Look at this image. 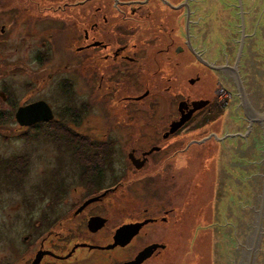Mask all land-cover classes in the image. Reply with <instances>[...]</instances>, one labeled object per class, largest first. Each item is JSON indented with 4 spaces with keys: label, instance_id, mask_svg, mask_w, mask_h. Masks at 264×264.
<instances>
[{
    "label": "flooded vegetation",
    "instance_id": "flooded-vegetation-1",
    "mask_svg": "<svg viewBox=\"0 0 264 264\" xmlns=\"http://www.w3.org/2000/svg\"><path fill=\"white\" fill-rule=\"evenodd\" d=\"M199 2L66 0L49 6L50 13L46 17L38 15L35 4L32 7L21 4L25 13L32 17L33 32L40 27L39 22L43 23L40 31H47L51 41L50 48L44 41L35 50L43 49L37 51L36 59L41 58L40 64L49 60L51 51H57L60 40L64 43L60 49L66 56L64 68L81 74L86 93L81 113L76 112L72 104H67L66 113L57 114L49 105L52 120L21 127H36L41 132L43 124L66 118L70 142L81 144L83 148H64L69 153L67 161L54 162L50 177L42 178L40 186L35 183V192L31 196H22L18 204L22 209L16 206L12 212L2 214L0 264H150L167 250V227L175 209L165 203L140 205L133 195L137 192L132 191L134 188L142 190L149 181L157 184L155 179L170 165L169 149L156 144L138 148L132 146V141H127L130 147L124 148L127 160H123L122 148H114L118 142L111 137L122 133L130 136L129 139L136 134L138 104L149 99L147 107L150 108L153 95L159 94L152 88L159 90L160 82L165 83L162 89L168 93L170 77L160 73L167 72L170 64L173 68L184 67L183 56L187 52L195 58L199 72L209 69L217 76L216 83L227 78L234 83L232 74L226 75L219 68L232 64V59L229 56L218 59L215 51L198 46V40L205 38L200 32L202 16L196 13ZM238 4L245 21V5L242 0H237L239 20ZM238 34L241 35L240 27ZM59 35L63 39H59ZM199 80V75L188 79L191 84ZM139 88L143 89L139 92ZM73 89L74 82L69 77L67 93H72ZM95 91L101 119L97 120V126L94 125L96 133H89L93 127L90 110ZM8 97L9 92L0 91V99L6 102ZM204 100L208 102L202 104ZM181 101H185L182 111L179 110ZM193 104L197 109L188 114ZM118 105H122L121 111ZM211 105L214 106L210 99L203 97L180 99L176 115L171 119L169 114L160 118L167 121L162 137L168 139L176 134L196 113ZM108 107L115 111L113 115H106ZM187 115L190 117L181 127L164 136L173 121ZM151 116L148 114L145 122ZM79 126L85 128L88 136L99 137L98 140L92 141L83 131H78ZM146 132L149 134L148 130ZM92 142L97 143L98 148H89ZM153 147L159 148L149 152ZM24 179L19 177L17 181L21 185ZM151 196L155 197L153 193ZM37 206L40 208L36 209ZM210 225H205L203 230ZM250 234L251 230L246 237L248 246ZM247 254L246 251V258Z\"/></svg>",
    "mask_w": 264,
    "mask_h": 264
},
{
    "label": "rangeland",
    "instance_id": "rangeland-1",
    "mask_svg": "<svg viewBox=\"0 0 264 264\" xmlns=\"http://www.w3.org/2000/svg\"><path fill=\"white\" fill-rule=\"evenodd\" d=\"M64 1L66 0H0V91L9 92L6 102L0 99V225L3 222L2 214L6 211L12 212L16 206L22 209L18 205L22 196H31V193L35 192L33 185L39 183L40 186L42 178L50 177L54 162H66L69 153L64 148H71L66 147L64 140H55L57 137L63 139L62 132L52 130L49 124H43L41 132L36 130V127L19 126L13 115L16 107L39 98L45 100L57 114L66 113L64 110L70 104L76 112H82L81 107L86 95L83 79L81 74L64 68L66 56L60 49L64 43L58 40L60 44L57 51H51L50 59L41 61L40 64L41 58L36 59L37 51L40 50H35L44 41L50 48L49 34L47 31H40L43 29V23L40 22V27H36L33 32L30 23L32 17L24 11V6L32 7L35 4L38 15L46 17L50 13L49 6L62 4ZM199 1L200 6H197L196 13L202 16L200 32L205 38L198 40V46L215 51L220 59L213 14L215 0ZM36 12L34 13L37 14ZM198 24L199 22L196 26ZM59 36V39H63L62 35ZM42 50L41 48L40 52ZM183 59L184 67L173 68L170 64L167 72L160 73L170 77L168 93L162 89L165 83L160 82L157 88L159 90L152 88L154 93L157 91L159 94L153 95L154 102L150 108L147 107L149 99L138 104L136 134L129 139L127 137L130 136L126 137L122 133L111 137L118 142L116 145L114 143V148H122L123 160H127L124 151L130 147L127 141H132V146L138 148H150L152 144H156L169 149L170 165L161 177L155 179L157 184L149 181L142 190L134 188L132 191L137 192L133 195L140 205L165 203L175 209L167 227L168 248L161 257L153 259L150 264H213L211 227L216 162L231 96L227 94V99L217 105L219 96L214 95V90L216 93L221 86L216 83L218 78L215 73L209 69H200L199 72L195 58L188 52L184 54ZM196 75H199L200 80L194 84L189 83L188 79ZM69 77L74 82L72 93H67L66 90ZM142 89L139 88V92ZM96 95L95 91L92 98L95 101H92L90 110L93 127L89 133H96L97 120L101 119V107ZM186 97L208 98L214 106L196 113L180 131L168 139L163 138L161 134L167 121L160 118L169 114L171 119L176 115L177 102ZM117 107L120 111L123 109L122 105ZM114 112L111 107L106 109L108 116ZM148 114L152 116L145 122ZM211 116L215 118L209 120ZM79 122L82 123L81 120ZM144 122L145 125H142ZM57 123L67 128L68 120L60 118ZM79 127L77 130L87 135L85 128ZM50 131L56 134H49ZM88 137L92 141L99 138ZM149 171L150 168L146 170ZM19 177L25 178L21 185L17 181ZM135 186L139 187V184ZM155 187L158 190H155ZM151 193L155 197H152ZM34 198L36 199L35 195ZM208 223H211L210 227L203 230Z\"/></svg>",
    "mask_w": 264,
    "mask_h": 264
},
{
    "label": "water",
    "instance_id": "water-1",
    "mask_svg": "<svg viewBox=\"0 0 264 264\" xmlns=\"http://www.w3.org/2000/svg\"><path fill=\"white\" fill-rule=\"evenodd\" d=\"M242 2L245 21L238 4L239 20L237 0L213 3L219 58L229 56L233 61L219 68L226 75L232 74L235 83L230 78L223 81L232 95L216 162L213 264H264V0ZM184 103H179L180 111ZM196 109L193 104L188 114ZM189 117L173 121L164 136L175 132ZM14 118L19 126H31L52 120L53 112L45 100H37L19 106ZM249 230L250 246L246 245Z\"/></svg>",
    "mask_w": 264,
    "mask_h": 264
},
{
    "label": "trees",
    "instance_id": "trees-1",
    "mask_svg": "<svg viewBox=\"0 0 264 264\" xmlns=\"http://www.w3.org/2000/svg\"><path fill=\"white\" fill-rule=\"evenodd\" d=\"M1 114V113H0ZM215 118V116H211V117H209V120H212V119H214ZM49 123V125L51 126V128H53L52 130H55L56 132L58 131H61L62 132V138L63 139H61V138H59V137H57V139H55V140H64V144L66 145V147L67 146H70L71 148H83V146L81 145V144H72L71 142H70V139H69V135H68V133H67V129L66 128H64V126H62L61 124L60 125H57V123H53V122H48ZM65 129V130H64ZM46 130V129H45ZM51 132V131H50ZM49 132V134H56V132H51L50 133ZM59 141V142H60ZM97 143H94V142H92L91 143V146H89V148H98L97 147ZM26 168V167H25Z\"/></svg>",
    "mask_w": 264,
    "mask_h": 264
},
{
    "label": "bare ground",
    "instance_id": "bare-ground-1",
    "mask_svg": "<svg viewBox=\"0 0 264 264\" xmlns=\"http://www.w3.org/2000/svg\"><path fill=\"white\" fill-rule=\"evenodd\" d=\"M227 94H228V91L225 90V89H221L219 88L218 89V100L216 101V104L218 105L220 101H224L225 99H227Z\"/></svg>",
    "mask_w": 264,
    "mask_h": 264
},
{
    "label": "built area",
    "instance_id": "built-area-1",
    "mask_svg": "<svg viewBox=\"0 0 264 264\" xmlns=\"http://www.w3.org/2000/svg\"><path fill=\"white\" fill-rule=\"evenodd\" d=\"M220 86H221V87H220L221 89H225V88L223 87V82L220 83ZM225 90H226V89H225ZM227 91H228V90H227ZM217 94H218V90H217ZM228 94H229L230 96L232 95V93L229 92V91H228Z\"/></svg>",
    "mask_w": 264,
    "mask_h": 264
}]
</instances>
